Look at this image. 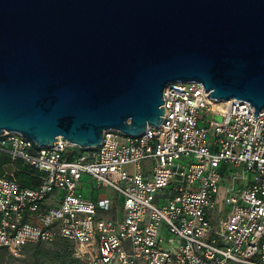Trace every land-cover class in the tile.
Returning a JSON list of instances; mask_svg holds the SVG:
<instances>
[{
  "label": "built area",
  "instance_id": "obj_1",
  "mask_svg": "<svg viewBox=\"0 0 264 264\" xmlns=\"http://www.w3.org/2000/svg\"><path fill=\"white\" fill-rule=\"evenodd\" d=\"M208 95L173 83L159 127L106 131L81 155L5 133L0 153L41 176L0 175V248L65 240L86 264H264V110ZM92 183L116 197L86 196Z\"/></svg>",
  "mask_w": 264,
  "mask_h": 264
},
{
  "label": "water",
  "instance_id": "obj_2",
  "mask_svg": "<svg viewBox=\"0 0 264 264\" xmlns=\"http://www.w3.org/2000/svg\"><path fill=\"white\" fill-rule=\"evenodd\" d=\"M264 110V0H0V138L88 150L141 136L165 89Z\"/></svg>",
  "mask_w": 264,
  "mask_h": 264
},
{
  "label": "rangeland",
  "instance_id": "obj_3",
  "mask_svg": "<svg viewBox=\"0 0 264 264\" xmlns=\"http://www.w3.org/2000/svg\"><path fill=\"white\" fill-rule=\"evenodd\" d=\"M81 150L80 148L75 150L77 155L82 154ZM16 169V165H6L0 168V174L14 173ZM83 192L88 197L92 196V188L87 184L84 185ZM93 192L95 200L110 195L108 189H96L94 187ZM164 237L167 238L165 234ZM63 248L62 242H55L49 244L30 243L24 246L18 255H11L4 250H0V264H58L55 255ZM68 250L71 251L69 246ZM80 262L86 264L83 261Z\"/></svg>",
  "mask_w": 264,
  "mask_h": 264
},
{
  "label": "trees",
  "instance_id": "obj_4",
  "mask_svg": "<svg viewBox=\"0 0 264 264\" xmlns=\"http://www.w3.org/2000/svg\"><path fill=\"white\" fill-rule=\"evenodd\" d=\"M81 151L83 153L85 150H81ZM6 165H16L17 169L14 171V174L17 180L27 187L35 185L37 183L38 178L41 176V174L38 171L25 165L23 162L19 160L13 161L11 158L0 153V168H3ZM0 175H4V174H0ZM56 242H62L64 247L55 255V260L57 261L58 264H81L80 262L81 260L76 259L73 256V246L71 243L65 240H58ZM68 246L70 247L71 251L68 250ZM0 250H4L7 253L11 254L5 248H0Z\"/></svg>",
  "mask_w": 264,
  "mask_h": 264
},
{
  "label": "crops",
  "instance_id": "obj_5",
  "mask_svg": "<svg viewBox=\"0 0 264 264\" xmlns=\"http://www.w3.org/2000/svg\"><path fill=\"white\" fill-rule=\"evenodd\" d=\"M4 167H5V166H4ZM90 187L92 188V196H91V197L94 198V196H93V193H94V192H93V191H94V187H95V186H94L93 183H92V185H91ZM108 190H109V189H108ZM109 191H110V195H109V196H105V197H110V198H113V197H114V198H115V197H116L115 193H114L113 191H111V190H109ZM102 198H104V197H102ZM98 199H101V198H98Z\"/></svg>",
  "mask_w": 264,
  "mask_h": 264
},
{
  "label": "bare ground",
  "instance_id": "obj_6",
  "mask_svg": "<svg viewBox=\"0 0 264 264\" xmlns=\"http://www.w3.org/2000/svg\"><path fill=\"white\" fill-rule=\"evenodd\" d=\"M230 100H227V101H221V102H229Z\"/></svg>",
  "mask_w": 264,
  "mask_h": 264
}]
</instances>
